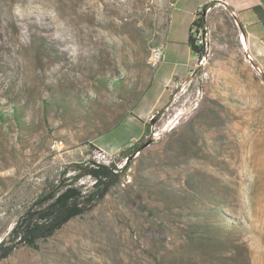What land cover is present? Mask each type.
I'll list each match as a JSON object with an SVG mask.
<instances>
[{
	"label": "rangeland",
	"instance_id": "374dc122",
	"mask_svg": "<svg viewBox=\"0 0 264 264\" xmlns=\"http://www.w3.org/2000/svg\"><path fill=\"white\" fill-rule=\"evenodd\" d=\"M170 6L0 0V112L22 117L0 121V243L42 195L91 190L78 166L128 167L84 215L0 264H264L260 72L232 14L213 6L206 67L160 105L143 102ZM184 63L194 70L196 56Z\"/></svg>",
	"mask_w": 264,
	"mask_h": 264
},
{
	"label": "trees",
	"instance_id": "16d2710c",
	"mask_svg": "<svg viewBox=\"0 0 264 264\" xmlns=\"http://www.w3.org/2000/svg\"><path fill=\"white\" fill-rule=\"evenodd\" d=\"M219 3L214 1L206 4L197 14L198 19L192 24L191 30L196 28L205 31L207 28L206 12L209 8ZM227 10L231 13L229 8ZM191 30L189 46L196 58L199 59L206 55L207 50L193 36ZM11 118L17 126L20 127L22 125L21 112L17 106L7 112H0V121L5 122ZM136 151H139V149ZM78 169H80L81 174L76 176V180L78 181L82 177H90L93 179L91 190L86 192L84 186L71 184L56 189L49 194L42 195L17 223L8 240L0 243V263L7 259L14 249L20 245L38 249L40 240L52 238L70 221L84 215L96 201L104 199L110 189L121 181L128 167L120 168L113 162L107 164L90 161L86 166H78ZM208 231L212 230L208 229ZM246 259L247 263L250 264L249 257Z\"/></svg>",
	"mask_w": 264,
	"mask_h": 264
},
{
	"label": "crops",
	"instance_id": "0c3cea01",
	"mask_svg": "<svg viewBox=\"0 0 264 264\" xmlns=\"http://www.w3.org/2000/svg\"><path fill=\"white\" fill-rule=\"evenodd\" d=\"M214 1L220 2L215 6L229 8L232 16L241 26L245 34L246 53H250L254 59L253 68L261 69L258 75L264 83L263 0H171V6L167 12L166 34L160 44L164 47L165 58L157 67L153 78V92L142 99L143 102L147 99L153 105L152 108L168 98L169 88L173 82L181 85L189 77L193 67L183 68L181 65H185L184 61L194 54L189 46L191 26L200 10Z\"/></svg>",
	"mask_w": 264,
	"mask_h": 264
},
{
	"label": "built area",
	"instance_id": "2783aa9c",
	"mask_svg": "<svg viewBox=\"0 0 264 264\" xmlns=\"http://www.w3.org/2000/svg\"><path fill=\"white\" fill-rule=\"evenodd\" d=\"M196 19H198V15H196L195 21H196ZM206 30H207V28L205 29V31L198 30L196 28L191 30V33L193 34V36L199 41V43L203 44L207 50V53L204 57L199 58V59L197 58L196 67L194 68V70L192 69L190 71V76L192 78L195 77L196 75H198V73L201 70H203L208 63V55H210V53H209V43H208V40L206 38ZM241 41H242L243 46L247 52V46H246L245 38H244L243 34L241 35ZM164 58H165L164 47L162 45H156L151 49V59L150 60H152V65L158 67L164 61ZM246 59L249 63H251V64L254 63V59L250 53H246ZM257 70L259 72H261L260 68H257ZM202 76L204 77V72H202ZM190 83L191 82L189 81L188 83L181 84V86L186 85V84H190ZM97 162H101V161L97 160ZM101 163H107L108 164L109 161L108 162L103 161Z\"/></svg>",
	"mask_w": 264,
	"mask_h": 264
},
{
	"label": "bare ground",
	"instance_id": "6f19581e",
	"mask_svg": "<svg viewBox=\"0 0 264 264\" xmlns=\"http://www.w3.org/2000/svg\"><path fill=\"white\" fill-rule=\"evenodd\" d=\"M227 150H229V151H226V153H227V156H229L230 158H232L233 157V152L231 151V149H229V148H227ZM262 230H264L263 229V227H262ZM262 232V231H261ZM263 233V232H262ZM264 235V234H263ZM263 235H261V236H263ZM264 237V236H263ZM263 239V238H262ZM263 243H264V241H262ZM262 246V245H261ZM264 250V249H263Z\"/></svg>",
	"mask_w": 264,
	"mask_h": 264
},
{
	"label": "water",
	"instance_id": "95a60500",
	"mask_svg": "<svg viewBox=\"0 0 264 264\" xmlns=\"http://www.w3.org/2000/svg\"><path fill=\"white\" fill-rule=\"evenodd\" d=\"M239 28H240V30H241V32H242V34H243V36H244V38H245V34L243 33V31H242V28H241V26L239 25ZM246 43V42H245Z\"/></svg>",
	"mask_w": 264,
	"mask_h": 264
}]
</instances>
